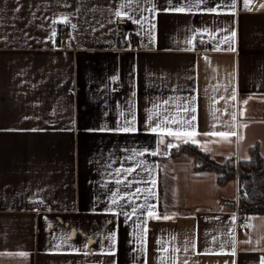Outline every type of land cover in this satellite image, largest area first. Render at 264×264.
Segmentation results:
<instances>
[{
  "label": "crops",
  "instance_id": "obj_1",
  "mask_svg": "<svg viewBox=\"0 0 264 264\" xmlns=\"http://www.w3.org/2000/svg\"><path fill=\"white\" fill-rule=\"evenodd\" d=\"M262 5L0 0V264H261L264 213L236 226L237 178L171 153L191 144L237 168L256 147L264 160ZM188 115L196 133L236 135L160 144L151 128ZM152 204L171 219L150 218Z\"/></svg>",
  "mask_w": 264,
  "mask_h": 264
},
{
  "label": "trees",
  "instance_id": "obj_2",
  "mask_svg": "<svg viewBox=\"0 0 264 264\" xmlns=\"http://www.w3.org/2000/svg\"><path fill=\"white\" fill-rule=\"evenodd\" d=\"M180 153H188L194 158L196 170L216 172L219 184L237 178L238 188L242 192L238 204L242 214L264 213V160L256 147L251 149L250 159L239 161L237 168L233 158H228L219 163L208 153L191 144L180 146L171 155Z\"/></svg>",
  "mask_w": 264,
  "mask_h": 264
},
{
  "label": "snow or ice",
  "instance_id": "obj_3",
  "mask_svg": "<svg viewBox=\"0 0 264 264\" xmlns=\"http://www.w3.org/2000/svg\"><path fill=\"white\" fill-rule=\"evenodd\" d=\"M131 2V0H130ZM169 2H171V0H169ZM250 0H244V3H245V7L247 8L248 4H249ZM125 5H122V7H124ZM262 7H264V5H262ZM167 10V9H166ZM177 12H183L184 11V8H175L173 9ZM250 10V9H249ZM210 11H213L215 12L216 9L213 8V9H210ZM116 15L117 16H121V13L119 11L116 12ZM143 19H147L146 17L143 18ZM134 22H139V21H134ZM73 27H75V25H73ZM153 27H155V25H153ZM53 35H55V33H53ZM232 36L234 37L235 36V32L232 33ZM230 38H226L225 39V43L228 42ZM216 50H219V49H216ZM229 50H234L232 48H229ZM115 79V78H114ZM195 97H191L189 98V103L186 104V105H182L181 108H182V111L183 113L185 114H193L196 112V108L193 106V103L195 101ZM232 99H235V96L232 97ZM165 104L168 103V101H164ZM244 103H247V101H245ZM159 107V106H157ZM151 111V110H150ZM160 113L159 111H157L156 113L154 114H151L149 115L148 119L149 121H153L154 120V116H159ZM196 120V116L195 115H188V117L185 119V118H182L181 120H177L175 117L173 118H169L167 116H165L162 120H160L159 122L156 123V126L155 127H152L151 128V131L152 132H157L158 130H161L160 131V135H161V139H160V144H164V139H163V136L164 135H167V136H170V137H174L176 138L177 140H180L182 141L183 143H197V141L195 140V135H215V136H219V137H222V138H225L227 139L228 137L230 136H235L236 133L234 132H212V133H196L195 132V126L193 124V122ZM165 123H168V124H179L180 127H178L176 130H173L171 128H167L165 129L163 126ZM215 127V126H213ZM101 131H104L105 129H100ZM32 131H37V129H32ZM116 131H124V132H128V131H135V128H133L131 126V122H128V126L126 127H122V128H118L116 129ZM242 139V137H241ZM166 147L168 148H171V147H178V145H173L171 143L167 144ZM141 155H143V153H140ZM157 153L156 152H153L152 155H156ZM119 169L117 170V173H119ZM125 171H128V172H131L133 171V169H126ZM120 181H117V183H119ZM151 183L154 185L156 183L155 180L151 181ZM137 192H140L141 190L140 189H137L136 190ZM115 195V194H113ZM113 204L117 203L116 200H113L112 201ZM149 208V211L147 213V215L152 218V219H164V220H168V219H171L170 216L164 214V213H158L156 211V205L152 204V205H149L148 206ZM132 212L135 213L136 212V208H133L132 209ZM121 214H124V213H121ZM124 215H127V214H124ZM233 220H235V217H233ZM115 234H113V237L111 238H114ZM57 248H60V245H57L56 246ZM193 247H195V245L193 244ZM162 251L164 252H167L168 249H162ZM173 252L175 251H179V249H172ZM20 255H26V253H19ZM111 254V253H109ZM170 259V257H161V264H166V262ZM186 264V262H185ZM261 264H264V259L261 260Z\"/></svg>",
  "mask_w": 264,
  "mask_h": 264
},
{
  "label": "built area",
  "instance_id": "obj_4",
  "mask_svg": "<svg viewBox=\"0 0 264 264\" xmlns=\"http://www.w3.org/2000/svg\"><path fill=\"white\" fill-rule=\"evenodd\" d=\"M117 25H125L127 24V18L122 16V17H117L115 20ZM68 36V27L66 25H62L58 28V37L62 42H65ZM131 42H134V38H130ZM201 49H205V40L200 39L199 41ZM114 88L118 89L119 88V81H114ZM242 197V192L241 190L236 187L235 190V196H234V213H235V223L236 226L240 229H244L245 227V221L242 219V213L239 208V198Z\"/></svg>",
  "mask_w": 264,
  "mask_h": 264
},
{
  "label": "rangeland",
  "instance_id": "obj_5",
  "mask_svg": "<svg viewBox=\"0 0 264 264\" xmlns=\"http://www.w3.org/2000/svg\"><path fill=\"white\" fill-rule=\"evenodd\" d=\"M223 162V161H222ZM219 163H221V162H219Z\"/></svg>",
  "mask_w": 264,
  "mask_h": 264
}]
</instances>
